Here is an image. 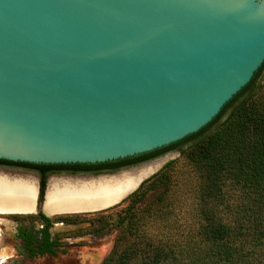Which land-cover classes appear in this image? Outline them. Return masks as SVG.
Segmentation results:
<instances>
[{"label":"water","instance_id":"95a60500","mask_svg":"<svg viewBox=\"0 0 264 264\" xmlns=\"http://www.w3.org/2000/svg\"><path fill=\"white\" fill-rule=\"evenodd\" d=\"M263 63L264 0H0V158L153 151L210 123Z\"/></svg>","mask_w":264,"mask_h":264},{"label":"trees","instance_id":"16d2710c","mask_svg":"<svg viewBox=\"0 0 264 264\" xmlns=\"http://www.w3.org/2000/svg\"><path fill=\"white\" fill-rule=\"evenodd\" d=\"M170 150H179L182 159L167 161L123 201L127 204L118 210V232L102 264H240L244 244L240 238L231 237L233 229L218 215V206L228 201V190L240 193V201L251 204L247 207L257 214L251 232L254 244L264 243V63L199 131L153 151L114 161L135 162ZM189 165L198 174L195 185L186 192L178 182L193 178L194 174L184 167ZM156 190V203L146 204V198ZM182 194H192L199 200V236H176L169 230L150 234L152 221L165 227L167 215L168 229L178 226L170 217ZM106 216L100 215L99 231L111 224L104 220ZM237 230L242 233L243 225ZM195 243L202 245L199 254L192 248Z\"/></svg>","mask_w":264,"mask_h":264},{"label":"flooded vegetation","instance_id":"af4514ba","mask_svg":"<svg viewBox=\"0 0 264 264\" xmlns=\"http://www.w3.org/2000/svg\"><path fill=\"white\" fill-rule=\"evenodd\" d=\"M177 152L180 153L179 150H170L154 158L135 162L111 160L96 163H33L26 161H15L14 163L0 158V178L13 181L29 180L34 184L37 196V203L33 210L18 209L11 210L14 212H0V252L6 255L4 259L1 258L3 254L0 255V264H14L13 250L20 257H25V264H82L86 258V255L82 254V248L86 245H79L76 240H82L87 236H102L107 232L106 227L98 230L102 218L97 213L99 211L95 210L101 208L61 210L48 214L45 210V203L52 184L60 182L75 185L108 179L122 174L121 172L125 170L137 169L151 161ZM123 201L114 206L123 203ZM78 211L87 212L80 213ZM91 216L93 217L91 218ZM77 226L79 227L76 229H70V227ZM69 238L74 240L62 244L63 239Z\"/></svg>","mask_w":264,"mask_h":264},{"label":"rangeland","instance_id":"374dc122","mask_svg":"<svg viewBox=\"0 0 264 264\" xmlns=\"http://www.w3.org/2000/svg\"><path fill=\"white\" fill-rule=\"evenodd\" d=\"M229 113V112H228ZM225 117L223 118V120ZM172 159H182V156L179 152L172 153L168 155L167 159L165 157H161L159 159H156L154 161H151L147 164L142 165L141 167L137 169H133L130 172L133 175L140 172V170L144 168L151 167L152 169L148 171L146 174H143L140 177L141 182L144 179L150 177L154 173H156L163 165L169 160ZM150 165V166H149ZM144 167V168H143ZM186 170H190V174H194L193 178L188 182H183V179L181 178L178 184L183 187V190L186 192L189 191L188 188H190L192 185H195L194 182H196L197 179V172H194V168L189 166H184ZM140 185V184H139ZM228 201L225 204H221L218 206L219 210V216L226 220L230 226L233 229L232 238H240V240L243 242V248L242 249V255L239 258L240 264H264V243L262 245H255L253 238L251 237V232L253 228L255 229V224L253 225V219H255V212L252 211V207L248 208L247 206H250L251 204L242 203L238 196L241 194L237 193L235 190H228ZM131 194V193H130ZM159 195V190L153 191L149 194L148 200L146 198V204L148 203H156L157 198ZM125 199V198H124ZM123 199V200H124ZM198 198L194 197L192 194H182L181 200H179L176 205L177 209L173 211V214L170 217V221L175 222L178 224V226H174L171 229H168V215L166 216L165 227H159L158 224L153 220L151 228L148 232L150 234L154 233H160V232H168L172 231L173 235H183L188 237H198L201 233L199 226L197 225V221L201 220V216L199 215V208L200 205H197ZM240 201V202H239ZM126 202H123L117 206L107 208L104 210H101L97 212L99 215L102 213L104 215H107L104 220L110 222L109 226L106 225L107 232L102 236H87L83 238L82 240L77 239L79 245H86L84 248H82V254L86 255L85 261L82 264H100L104 257L110 252L113 242L115 240V236L118 232V227L116 226V218L118 216V210L126 206ZM157 206V204L155 205ZM160 206V204H159ZM180 208L181 210H178ZM168 213V210H167ZM93 216H91L92 218ZM178 220H177V219ZM151 222V221H150ZM243 225V232L238 233V228ZM86 226V225H85ZM77 227H70V229H76ZM99 228V227H98ZM255 231V230H254ZM164 232V233H165ZM203 232V231H202ZM163 233V234H164ZM167 234V233H166ZM74 239H63L62 244L66 243L67 241H72ZM202 245H198L195 243V246L192 247L197 252L196 254H199L200 248ZM203 251L200 252L202 254ZM3 254L5 258V253L0 252V255ZM13 256H14V264H25L26 260L22 257H20L16 251L13 250ZM196 256V255H195ZM3 258V259H4Z\"/></svg>","mask_w":264,"mask_h":264},{"label":"bare ground","instance_id":"6f19581e","mask_svg":"<svg viewBox=\"0 0 264 264\" xmlns=\"http://www.w3.org/2000/svg\"><path fill=\"white\" fill-rule=\"evenodd\" d=\"M151 169V167L144 168L135 175L132 174L133 172H124L108 179L75 185L54 182L47 196L45 210L48 214L61 210H92L98 208L101 209L95 211L104 210L118 204L132 193L142 182L138 183L140 177ZM34 198L35 186L29 180L13 181L0 178V212L18 209L33 210ZM1 258H4L3 255Z\"/></svg>","mask_w":264,"mask_h":264}]
</instances>
